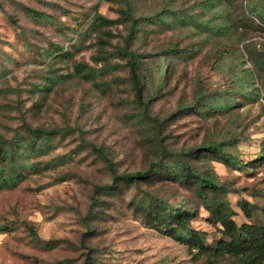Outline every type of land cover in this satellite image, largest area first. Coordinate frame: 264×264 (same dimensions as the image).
I'll list each match as a JSON object with an SVG mask.
<instances>
[{"label": "rangeland", "instance_id": "obj_1", "mask_svg": "<svg viewBox=\"0 0 264 264\" xmlns=\"http://www.w3.org/2000/svg\"><path fill=\"white\" fill-rule=\"evenodd\" d=\"M203 1L0 0V136L22 140L28 151L17 159L20 181L0 190V264H208L151 216L181 207L207 245L222 240L195 182L158 167L134 184L116 177L209 139L234 160L200 153L185 161L222 186L216 197L238 225L264 224V162L251 163L264 156V64H255L264 56V24L247 10L260 11L264 0ZM122 9L135 24L129 40L132 22L116 21ZM228 19L238 32L231 38L218 32ZM121 48L138 57L144 106ZM79 64L96 78L84 79Z\"/></svg>", "mask_w": 264, "mask_h": 264}, {"label": "trees", "instance_id": "obj_2", "mask_svg": "<svg viewBox=\"0 0 264 264\" xmlns=\"http://www.w3.org/2000/svg\"><path fill=\"white\" fill-rule=\"evenodd\" d=\"M223 0H205L202 2L203 6L216 5ZM254 5V4H253ZM255 6L249 5L247 7L250 15L257 16L259 21L264 24V4H260V11H256ZM121 17L119 20H130V37L131 39L135 33V24L131 20V15L128 9H122L120 11ZM177 17V14H175ZM159 16L155 19L159 20ZM98 23L112 24L115 21L106 20L101 16L96 17ZM206 25H210L207 23ZM235 22L226 20L223 27L218 28V32L227 36L234 37L238 32L234 31ZM242 34V33H240ZM244 41V37L240 39ZM171 48L164 49V53L170 52ZM121 52L128 56L127 65L130 69V80L134 89L135 101L140 106H144L149 101H144V83L141 81L139 75V63L138 57L135 53L127 51L126 48H121ZM226 54L222 51V55ZM255 64L261 68L264 64V56L255 62ZM164 66V64H163ZM76 72L86 80H92L96 78L98 71L87 65L79 64L76 67ZM244 73L250 75V69H244ZM164 72L160 70V76L162 77ZM238 79V77H235ZM246 81L237 82V86L246 85ZM157 90H154L150 98L153 99ZM153 96V97H152ZM228 107L225 105L211 106L210 110L213 112H220ZM194 111L200 109L199 105H193L191 107ZM184 107L180 109L183 111ZM27 131L37 137L47 138L52 135L50 132L42 129L27 128ZM224 143L218 139H209L204 143H201L197 147L189 149H183L177 153H170L168 156H164L162 153L161 160H157L156 165L150 166L145 171L133 172L117 176V179L122 180L125 183H136L140 180H145L153 177L157 174L158 169H164L171 175H182L186 181H193L197 185V196L202 200L206 211L209 213V221L214 225H219V232L223 239L216 242L213 246L207 245L205 233L192 229L189 226V222L186 217H192V213H184L181 207L165 206L159 209V214L155 211H151L154 226L162 230L164 234L178 243L186 246L190 250L196 251L197 255H201L207 258L208 264H221L226 262L228 264H264V224L259 223H241L238 225L232 218L234 211L230 207L227 201H219L216 197L222 186L219 185L212 176L208 173H201L198 170L191 169L189 163L185 161V158H196L197 154L205 153L210 155V160L215 161L216 158L226 159L228 162L234 160L229 155L224 154ZM259 152L255 159L251 160V163L258 164L264 162V156ZM28 154V151L23 147V142L20 139L5 140L0 136V190L3 188L14 187L21 179L20 173L16 172L15 168L18 166V158L24 157ZM171 158V160L166 159ZM165 159V160H164ZM173 162L174 164H171ZM223 163V162H222ZM226 164L227 163H223ZM234 165H239L238 162H234ZM158 167V169H157ZM242 167L239 165V168ZM5 171V172H4ZM160 172V171H159ZM180 180V179H179ZM114 188L113 187H109ZM207 191L211 194V199L207 197ZM155 200L154 206H160L161 202ZM238 206L242 210L246 218H253L252 208L246 201H241ZM159 215V217H157ZM172 223L178 226H173ZM168 226V227H167Z\"/></svg>", "mask_w": 264, "mask_h": 264}]
</instances>
